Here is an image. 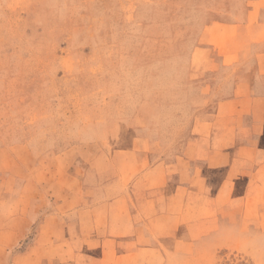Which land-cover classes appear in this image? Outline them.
<instances>
[{"label":"crops","instance_id":"obj_1","mask_svg":"<svg viewBox=\"0 0 264 264\" xmlns=\"http://www.w3.org/2000/svg\"><path fill=\"white\" fill-rule=\"evenodd\" d=\"M235 8L190 53L187 93L201 103L182 153L151 160L143 123L108 154L64 153L61 173L14 172L0 188V264H163L175 245L196 257L230 230L264 244V0Z\"/></svg>","mask_w":264,"mask_h":264},{"label":"rangeland","instance_id":"obj_2","mask_svg":"<svg viewBox=\"0 0 264 264\" xmlns=\"http://www.w3.org/2000/svg\"><path fill=\"white\" fill-rule=\"evenodd\" d=\"M236 3L0 0V188L14 172L30 181L31 167L61 173L68 151L113 152L143 123L151 160L180 155L201 103L187 93L190 53L206 26L237 17ZM229 233L196 257L175 245L163 264H264V244Z\"/></svg>","mask_w":264,"mask_h":264}]
</instances>
